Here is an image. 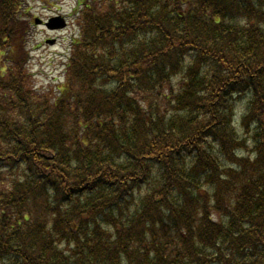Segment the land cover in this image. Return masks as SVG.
<instances>
[{
  "label": "trees",
  "instance_id": "trees-1",
  "mask_svg": "<svg viewBox=\"0 0 264 264\" xmlns=\"http://www.w3.org/2000/svg\"><path fill=\"white\" fill-rule=\"evenodd\" d=\"M0 0V264H264V0H78L61 86Z\"/></svg>",
  "mask_w": 264,
  "mask_h": 264
},
{
  "label": "rangeland",
  "instance_id": "rangeland-1",
  "mask_svg": "<svg viewBox=\"0 0 264 264\" xmlns=\"http://www.w3.org/2000/svg\"><path fill=\"white\" fill-rule=\"evenodd\" d=\"M78 0H24V20L30 28L25 50L29 62L27 69L33 76L34 87L38 90L61 86L64 82V68L71 39L76 38L74 8ZM51 17H61L66 27L48 31L34 24L36 19L46 22ZM54 41L53 45L50 42Z\"/></svg>",
  "mask_w": 264,
  "mask_h": 264
},
{
  "label": "water",
  "instance_id": "water-1",
  "mask_svg": "<svg viewBox=\"0 0 264 264\" xmlns=\"http://www.w3.org/2000/svg\"><path fill=\"white\" fill-rule=\"evenodd\" d=\"M36 23L38 24L40 22ZM46 27L51 30L61 29L65 27V22L61 18H53L49 20V22L46 24Z\"/></svg>",
  "mask_w": 264,
  "mask_h": 264
}]
</instances>
